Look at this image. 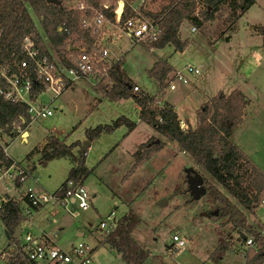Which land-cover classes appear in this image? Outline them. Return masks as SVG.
<instances>
[{"label":"rangeland","instance_id":"obj_1","mask_svg":"<svg viewBox=\"0 0 264 264\" xmlns=\"http://www.w3.org/2000/svg\"><path fill=\"white\" fill-rule=\"evenodd\" d=\"M119 3L123 1L117 2L115 13ZM64 4L71 7L74 0H64ZM163 5V0H156L152 9L159 11ZM28 12L37 31L44 36L39 19L31 9ZM227 13L222 8L215 14L214 21L203 22L200 27H195V31H192L194 25L191 22L183 21L178 33L180 40L187 42L183 53L177 52L173 45L150 50L146 42L136 43L125 37L113 44V49L123 56L121 64L132 86H138L140 92L157 98L162 105H171L179 119L191 127L196 125V112L210 99L218 94L229 95L235 90L241 92L248 106L231 141L253 165L264 171V42L260 34L264 28V0H256L232 26L226 18ZM107 31L111 35L114 28H107ZM158 61L166 63L173 71H182L189 65L197 68L199 74L188 75L187 85L176 83L174 91L168 86L160 90L148 76V71ZM172 75H168L166 85L173 81ZM105 86L103 83L95 88ZM40 101L53 112L52 117L33 121L27 129V142L22 143L18 138L25 137V132L21 131L6 150V155L21 162L19 166L32 179L36 175L37 181L28 180V184L17 189L14 182L3 176L0 178V198L7 196L20 200L28 187L36 196L52 195L65 182L71 168L68 161L37 165L36 171L33 163L24 161L25 156L48 136L53 135L70 145L81 143L87 129L110 125L118 117L124 116L136 123L132 99L113 102L85 81H77L72 90L56 99L46 93ZM136 124V129L128 136L126 128L121 127L94 140L86 152L85 166L94 170L83 180L84 189L92 197L90 209L80 210L79 217L73 219L59 202L45 205L38 219L34 220L31 233L40 236L43 228L51 237L56 235L59 246L64 249L85 243L93 250L94 264H124L115 251L102 244L105 233L99 232L98 226L111 212L119 219L133 211L140 221L132 238L149 253L146 264H245L247 252L255 251L256 246L242 253L245 246L238 240L236 232L223 220L213 218L218 206L208 193L198 200H190L187 170L214 183L175 143H166L162 151L131 172L135 161L125 164L126 158L137 145L152 135L155 137L151 139L165 141L149 126ZM5 140L9 141L8 138ZM33 167L34 171H31ZM214 186L220 189L216 184ZM163 201L165 204L161 206ZM246 216L248 224L264 236V206L252 213L246 212ZM174 236L184 242L183 248L175 249ZM222 242L231 245V252L216 260L212 254ZM7 244L0 220V249L10 248Z\"/></svg>","mask_w":264,"mask_h":264},{"label":"trees","instance_id":"obj_2","mask_svg":"<svg viewBox=\"0 0 264 264\" xmlns=\"http://www.w3.org/2000/svg\"><path fill=\"white\" fill-rule=\"evenodd\" d=\"M60 4L48 3L47 0H0V65L11 56L20 57V46L25 37H29L42 55L51 57L50 50L59 61L68 66L66 58L69 53L78 48H88L93 42L91 32L80 25L82 18H92L93 10H101L104 17L111 23L115 21V7L120 0H81L86 10L79 12L69 9L64 0ZM124 4L121 23L134 16L131 6L136 0H121ZM153 3L156 0H144ZM205 5L200 20L193 17L195 11L194 0H163L164 5L159 11L150 12L139 7V13L151 22H155L160 34L155 41L146 42L150 50H162L167 45H173L177 52L183 53L187 47L186 41L179 38V29L183 21H189L197 28L203 22L214 21L215 14L225 8L229 25L232 26L241 14L249 10L256 0H199ZM103 5H107L103 9ZM39 19L44 36L36 29L28 12ZM264 42V28L260 33ZM48 43V44H47ZM169 65L158 61L148 71L163 90L168 75L173 73ZM114 84L109 89L98 88L105 97L113 102L132 99L139 109V121L152 128L165 141L151 139L138 147L133 155L135 164L131 172L143 166L151 157L165 148L166 143H175L178 148L188 155L192 161L206 172L214 184L202 177L206 193L218 206L216 220H223L236 232L241 243L242 235L251 239L256 250H250L245 256V264H264V236L256 232L247 222L246 212L252 213L262 205L264 200V171H261L243 154L231 141L235 129L242 123L248 101L241 92L235 90L229 95L218 94L202 105L196 112L195 128L187 130L181 127L177 114L168 105L160 106L159 100L143 92H133L130 80L117 67L113 74ZM42 89L33 84L31 97L38 96ZM31 123L27 107L20 103L7 102L0 98V129L15 137L16 130L25 131ZM125 127L128 133L136 128V124L125 117H120L110 125L98 126L85 132L86 141L90 144L102 135L112 134L117 129ZM15 129V130H14ZM14 131V132H13ZM156 141H158L156 143ZM78 144L65 145L64 141L54 136H48L42 146L35 147L27 156L30 160L34 156L40 157V165L45 166L50 161L68 158L76 163L69 171L68 177L54 196L61 200L69 192V183L73 186H83V180L92 173L84 166L83 159L75 160L72 151ZM14 164L7 158L0 147V173ZM34 171V167L31 169ZM129 172V173H131ZM20 187L19 184H15ZM235 200L236 204L231 200ZM26 201V199L24 198ZM191 201L195 200L193 197ZM238 204V205H237ZM242 208H240V207ZM0 220L5 231L11 237L9 246L18 245L14 239L17 227L22 222V209L19 205L8 200L0 208ZM139 218L133 211L120 217L116 227L105 236L102 244L115 251L124 264H146L150 255L145 252L132 238V233ZM231 252V245L222 242L213 252L212 257L220 260L226 253ZM2 264V263H0ZM5 264H26L22 253L12 255Z\"/></svg>","mask_w":264,"mask_h":264},{"label":"built area","instance_id":"obj_3","mask_svg":"<svg viewBox=\"0 0 264 264\" xmlns=\"http://www.w3.org/2000/svg\"><path fill=\"white\" fill-rule=\"evenodd\" d=\"M143 1L139 0L141 4ZM194 2L193 17L200 20L205 5L199 0ZM102 8L106 9L107 5H103ZM69 9L84 12L86 6L81 0H74L73 6ZM131 9L134 16L123 23L118 17H115L114 23L109 22L101 10H93L92 18H82L80 25L83 29L90 30L93 42L88 48L69 53L66 58L68 66H64L58 59L42 55L35 43L29 37H25L20 46L21 56H11L0 65V98L7 102L25 105L33 122L48 119L53 115V112L40 101V97L46 93L52 94L56 99L63 92L71 89L77 80H85L93 87L106 83L104 88H111L114 84L113 74L116 68L123 71L121 64L123 56L118 51H114L113 44L122 37L136 43L155 41L160 34L159 26L141 16L139 8L131 6ZM107 28H114L111 35H108ZM192 31H195V28H192ZM198 74L199 70L189 65L182 71H174L173 81L168 84L169 90H176V83L187 85L188 75ZM33 84H37L42 89L35 97H31ZM138 91L139 88L134 86L133 92ZM181 127L185 130L189 128L187 123H182ZM16 132L21 133L19 129ZM5 135L6 133L0 129V147L3 152L5 150L2 139ZM3 176H7L14 184L20 186L35 182V179H32L30 174L15 162L9 169L0 173V178ZM68 187L69 192L61 200H58L54 194L36 196L28 187L23 193L27 203L26 214L31 215L45 205L59 202L71 218L77 219L80 210L90 209L91 197L83 186H73L69 183ZM6 202L7 199L0 198V208ZM261 206H264V200ZM117 220L114 212H111L104 221L100 222L99 232L108 235L116 227ZM25 224V220H22L19 225L23 234L18 239V245H13L7 250L0 249V263L5 264L8 258L19 252L25 256L26 264H94L93 250L87 244L79 243L71 245L68 250H63L48 235L35 236L25 231ZM173 241L176 250L184 247V242L179 237L174 236ZM243 245L245 246L241 250L243 254L247 249L254 247L251 239H245Z\"/></svg>","mask_w":264,"mask_h":264},{"label":"crops","instance_id":"obj_4","mask_svg":"<svg viewBox=\"0 0 264 264\" xmlns=\"http://www.w3.org/2000/svg\"><path fill=\"white\" fill-rule=\"evenodd\" d=\"M153 4H155V2H153L152 4L151 3H149V2H146V1H143V3L141 4L140 2H139V0H136L135 1V3H134V7H136V8H139V7H141V6H143V8L144 9H148L150 12H156L157 10H154V9H152V6H153ZM79 49H82V48H78V50ZM50 54H51V56H52V58H57L58 59V57L54 54V52L53 51H50ZM55 58V59H56ZM59 60V59H58ZM123 72H124V74H125V70L123 69ZM125 75H127V74H125ZM127 78H128V76H126ZM129 79V78H128ZM130 80V79H129ZM77 81H85V80H77ZM76 81V82H77ZM75 82V83H76ZM85 82H87V81H85ZM131 82V81H130ZM75 83H74V85H75ZM87 83H89V82H87ZM74 85H73V87H74ZM73 87L71 88V89H69V90H72L73 89ZM138 87V86H137ZM94 89L98 92V93H100L103 97H105L100 91H98L95 87H94ZM68 91V90H67ZM141 91V90H140ZM66 92V91H65ZM65 92H63V93H65ZM242 94V93H241ZM62 95V94H61ZM227 96V95H226ZM107 98V97H106ZM135 104V103H134ZM204 105V104H203ZM96 106H97V103H96V105L94 106V108H96ZM160 106H162V104L160 103ZM171 106V105H170ZM172 107V106H171ZM49 108V107H48ZM173 108V107H172ZM60 109H62V107H60ZM135 111H136V123H138V124H140L141 122L139 121V109H138V107H137V105L135 104ZM175 111V110H174ZM91 112H92V110H91ZM177 114V113H176ZM245 114H246V109H245ZM245 114H244V117H243V119L245 118ZM52 117V116H51ZM121 117H124V116H121ZM177 117H178V114H177ZM118 118H120V117H118ZM117 118V119H118ZM126 118V117H125ZM117 119H115V120H117ZM128 119V118H127ZM242 119V120H243ZM115 120H113L112 122H114ZM178 120L180 121V124H182V123H187V122H185V121H183V120H181V119H179V117H178ZM131 121V120H130ZM133 122V121H132ZM196 122V121H195ZM32 123V122H31ZM135 123V122H134ZM135 123V124H136ZM31 125V124H30ZM29 125V126H30ZM190 128H195V126L194 127H191L189 124H187ZM28 126V127H29ZM100 126H102V125H100ZM28 127H27V129H28ZM98 127V126H97ZM136 127H137V124H136ZM96 128V127H95ZM95 128H93V129H95ZM25 130L24 132H25V137H22L21 138V136L20 137H18V138H20V140H21V142L22 143H26L27 142V139H28V136H29V133H28V130ZM136 129V128H135ZM134 129V130H135ZM87 130H92V129H87ZM86 130V131H87ZM127 130V129H126ZM133 130V131H134ZM85 131V132H86ZM132 131V132H133ZM154 131V130H153ZM132 132H130V133H128V131H127V134H126V136H128L129 134H131ZM155 132V131H154ZM156 133V132H155ZM20 134V133H19ZM18 134V135H19ZM17 135V136H18ZM23 135V136H24ZM156 135H157V133H156ZM17 136H15V137H9L8 135H5L4 137H3V139H2V142H3V148H4V152H5V155H6V150L8 149V147H9V145H10V143H11V141H13L14 139H16L17 138ZM50 136H53V135H50ZM102 136H106V135H102ZM102 136H100V137H102ZM55 137V136H54ZM99 137V138H100ZM153 137H155V135H152L151 137H149L148 139H151V138H153ZM6 138H8L9 139V141H6L5 139ZM57 138V137H56ZM47 139V138H46ZM46 139L44 140V142L42 143V144H40V145H38V146H42V145H44L45 144V142H46ZM148 139H146L143 143H140L139 145H137L136 147H135V149L131 152V153H129V155H128V157L126 158V159H128V160H126L127 161V163H125V164H128V163H130V161H133L132 162V164L134 163V158H133V155L136 153V151H137V149H138V147L140 146V145H142V144H145L147 141H148ZM60 140V139H59ZM61 141H63V140H61ZM86 142V138H85V134H84V140L81 142V143H79V141L78 142H76V144H78V146L72 151V155H73V157L75 158V160H78V159H80L81 157H82V159L84 158V156H85V154H86V152L88 151V149L92 146V144H90L89 145V147L87 148V150L85 151V153H84V155L83 156H78V153H79V148L81 147V146H83L84 145V143ZM64 143H65V141H64ZM72 144H75V143H72ZM72 144H70V145H72ZM65 145H67V144H65ZM70 145H67V146H70ZM38 146H36V147H38ZM27 156V155H26ZM26 156H25V159H24V161H27L26 160ZM6 157L7 158H9L7 155H6ZM80 157V158H79ZM10 159V158H9ZM56 160H66V161H68L70 164H71V168H70V170L72 169V168H74L75 166H76V163H74V162H72L71 160H69L68 158H62V159H56ZM56 160H53V161H56ZM13 161V160H12ZM15 162V161H14ZM27 162H31V163H33L34 164V167H35V171H36V166L37 165H40V157L39 156H34L33 158H31L30 160H28ZM50 162H52V161H50ZM83 162H84V166H85V161L83 160ZM15 163H17V164H19V163H21V162H15ZM86 167V166H85ZM87 168V167H86ZM87 170H89V168H87ZM89 171H92V173L91 174H93L94 173V170H89ZM35 181H37V177H36V175H35ZM63 184V183H62ZM61 184V185H62ZM16 187V186H15ZM21 187V186H20ZM20 187H16L17 189H19ZM54 194V193H53ZM91 197V196H90ZM16 198V197H15ZM15 198H9V197H7L6 196V198L5 199H7V201L8 200H11V201H14V202H16L18 205H19V207L22 209V220H25V222H26V224H25V226H26V228H25V231H27V232H30L31 233V231H30V229H31V227L33 226V222H34V220L35 219H38V216L40 215V213L42 212V210H44V209H39V210H37L36 212H34L33 214H31V215H27L26 214V210H27V203H26V201L24 200V196H23V193H22V196H21V198H20V200H18L17 198L15 199ZM60 204V203H59ZM90 204L92 205V197H91V202H90ZM53 222H56L55 221V219L53 220ZM38 224V223H37ZM43 227V226H42ZM38 228H40V227H38ZM37 228V229H38ZM21 229V228H20ZM41 232H42V234H45V235H48L49 237H51L48 233H46L45 232V229H43V228H41ZM15 234H16V232H15ZM22 234H23V232L22 233H20V235H19V238L22 236ZM32 234V233H31ZM41 234V235H42ZM15 236V235H14ZM13 236V237H14ZM78 236H83V234L82 233H78ZM10 237V236H9ZM11 238V237H10ZM18 238V239H19ZM52 239H53V241L56 243V245L59 247V248H61V249H63V250H68L69 248H67V249H64L63 247H60L59 246V244H58V241H57V237H56V235H54V237H51ZM18 239H17V241H18ZM8 243H9V240H8ZM8 245L9 244H7V247H8ZM6 247V248H7Z\"/></svg>","mask_w":264,"mask_h":264},{"label":"water","instance_id":"obj_5","mask_svg":"<svg viewBox=\"0 0 264 264\" xmlns=\"http://www.w3.org/2000/svg\"><path fill=\"white\" fill-rule=\"evenodd\" d=\"M48 3H54V4H60V2L58 0H47ZM123 9H124V4L123 3H119L117 10H116V17L121 18L122 14H123ZM158 141H156L157 143ZM90 143L89 142H85L83 146H81L79 148V153L81 156L84 155L85 151L87 150V148L89 147ZM186 177H187V185H188V191L191 197H193L195 200L200 199L201 197H203L206 194V189L203 185V179L202 177L197 173L194 172L192 170H187L186 172ZM165 204V201L161 202V206H163ZM216 215L213 214V216ZM21 233V229L18 226L16 229V234L14 236V239H18L19 235ZM5 236L7 238V240L10 239L8 233L5 231ZM242 240H245L246 237L244 235H242Z\"/></svg>","mask_w":264,"mask_h":264}]
</instances>
